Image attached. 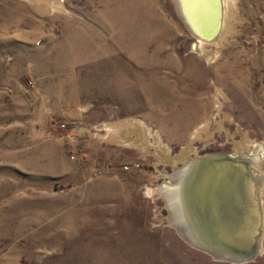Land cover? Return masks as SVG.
<instances>
[{"label": "rangeland", "instance_id": "374dc122", "mask_svg": "<svg viewBox=\"0 0 264 264\" xmlns=\"http://www.w3.org/2000/svg\"><path fill=\"white\" fill-rule=\"evenodd\" d=\"M174 4L0 0V264H233L178 236L159 189L259 149L242 264H264V0H224L200 53Z\"/></svg>", "mask_w": 264, "mask_h": 264}, {"label": "bare ground", "instance_id": "6f19581e", "mask_svg": "<svg viewBox=\"0 0 264 264\" xmlns=\"http://www.w3.org/2000/svg\"><path fill=\"white\" fill-rule=\"evenodd\" d=\"M175 2L178 12H180L183 21L191 31L193 30V25L196 22L205 21L206 8L203 3L207 2H204L203 0H175ZM220 3L222 17L220 20L219 31L210 41H203L199 36L196 38L197 42L194 47L199 53L205 43L216 42L218 36L220 35L223 22L224 0H220ZM189 153L190 152L188 151H183L177 160L187 158L184 156L185 154L189 155ZM252 153L255 154V156L250 157V159L244 156H237V158L250 161L249 170L259 183L260 173L259 171L253 169L254 163L251 162V160L255 162L260 156V153L262 155V152L259 149L252 151ZM246 155L248 156L250 154ZM259 158L261 159V156ZM191 161L192 160L188 162ZM259 161L260 160H258V162ZM181 168L182 167L178 169L175 167L173 173L168 176L169 181L165 184L166 186H160L159 189L161 195L164 196L165 202H167L169 211L171 212L169 217L171 225L180 233L179 236L184 239L181 231L179 230V227L181 226L185 232L184 235L189 237L191 242L196 246L200 245L199 240L203 241L205 238V240L212 242L213 248L224 251L230 255L231 253L229 251L223 248L220 249L221 247L216 245L236 250L238 248V242L241 240H247L250 237L255 220V211L250 201L249 186L241 168L232 169L223 166H211L207 167L206 170H200L202 172V177L196 182L195 186H193V197L196 200V217L199 221L198 225L193 224V222L190 221L191 218L187 215V211L185 210V206L183 204L181 189L183 184L184 186L186 184V182L183 181L185 176H187V172L183 171ZM259 187L260 186L258 184L257 197L259 201L260 213L262 215V207L259 199ZM146 192L148 195L151 194V190L149 188ZM225 203L226 210L224 213L221 211V214H217L215 211V205H225ZM262 218L263 216H261V227L263 224ZM198 231L199 233H196ZM260 242L261 240L259 238L257 252L258 250L260 252ZM204 246L209 247L206 244H204Z\"/></svg>", "mask_w": 264, "mask_h": 264}, {"label": "water", "instance_id": "95a60500", "mask_svg": "<svg viewBox=\"0 0 264 264\" xmlns=\"http://www.w3.org/2000/svg\"><path fill=\"white\" fill-rule=\"evenodd\" d=\"M203 1L207 2V3H203L206 8L205 9L206 19L203 22L198 21L194 25L192 24L194 27L192 28L193 29L192 31L189 29V27L186 26L185 22L183 21V18L181 17L180 12H178L176 9L175 4H174V8L179 19L183 22L184 26L191 33V35H193L195 38L199 36L203 41H210L217 35L220 28V20L222 17L221 3L220 0H203ZM174 2L175 0H173V3ZM249 165H250L249 160L239 159L237 158V156L234 155L213 154L198 159H194L191 162L186 163L184 167L181 168L183 171L187 172V176H188V177L185 176L183 182H186V184L185 186L183 184L181 189L183 204L185 206V210L187 211V215L189 216V218H191L190 221H192L193 224L196 225L199 224V221L196 217V204H195L196 200L193 197V191H194L193 186H195L196 182L202 177V172L200 170L202 169L206 170L207 167H211V166H218V167L223 166L232 169L241 168L245 178L247 179L249 192H250V201L255 211V220L252 226L250 237L247 240H241L240 242H238V248L236 250L224 248L220 245H216L218 247H221L220 249L223 248L229 251L231 253L230 255L225 253L224 251L216 250L215 248H213L212 242L205 240V238L203 239V241L199 240L200 245L196 246L191 242V239L189 237H186L184 235L185 232L183 231L181 226L179 227V230L181 231L184 239L186 241L188 240L187 244L190 243L192 248H196V250L198 249V251H201V253L210 256L215 261L229 262L233 264H242L251 260L257 253V244L261 236L260 228H261L262 215L260 213L259 201L257 197V186L259 183L251 174V171L249 170ZM226 203L225 205L224 204L215 205V211L217 212V214H221V211L222 213H224V211L226 210ZM196 233H199V231ZM178 234L180 233L178 232ZM185 240L184 242H186ZM204 244H206L209 247L204 246Z\"/></svg>", "mask_w": 264, "mask_h": 264}]
</instances>
